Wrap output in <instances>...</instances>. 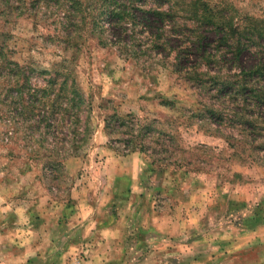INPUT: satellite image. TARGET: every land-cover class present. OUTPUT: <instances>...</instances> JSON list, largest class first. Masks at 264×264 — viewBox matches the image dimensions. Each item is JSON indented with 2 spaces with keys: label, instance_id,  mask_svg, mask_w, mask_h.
Returning a JSON list of instances; mask_svg holds the SVG:
<instances>
[{
  "label": "rangeland",
  "instance_id": "1",
  "mask_svg": "<svg viewBox=\"0 0 264 264\" xmlns=\"http://www.w3.org/2000/svg\"><path fill=\"white\" fill-rule=\"evenodd\" d=\"M12 1L14 12L0 13L7 60L30 66L33 81L42 84L41 71L74 59L92 104V138L78 157L64 159L59 180L51 181L43 169L50 156L45 159V150L25 134L12 135L0 117V264H212L229 254L235 264H261L254 250L264 249V124L244 138L238 127L202 121L204 108L219 104L206 92L210 84L198 88L197 79L213 73L193 51L178 62L184 47L176 40L170 52L144 51L149 29L143 23L131 28L142 41L137 49L119 43L107 24L105 33L88 25L67 51L63 1L42 3L39 10L32 0ZM208 1L264 20V0ZM177 13L184 32L194 33V20ZM4 68L2 75L14 66ZM102 104L122 115L158 118L165 132L177 123L192 165L154 166L144 154L110 149L104 120L112 111ZM231 135L235 146L226 140ZM250 240L262 243L251 249Z\"/></svg>",
  "mask_w": 264,
  "mask_h": 264
},
{
  "label": "trees",
  "instance_id": "2",
  "mask_svg": "<svg viewBox=\"0 0 264 264\" xmlns=\"http://www.w3.org/2000/svg\"><path fill=\"white\" fill-rule=\"evenodd\" d=\"M62 1L66 5L63 9L65 16L60 22L61 26L65 25L60 30L61 40L67 42L64 50L74 49L77 44L72 42L87 32L88 25L99 27L105 33L108 24L118 33L115 39L119 43H127L125 47L132 45L137 49L136 44L145 40L148 47L143 49L151 54L170 52L171 48L177 47L173 46L177 41L184 47L178 49V62L189 56L187 50L193 51L196 60L213 73L207 81L197 79L198 88L206 89L210 84L206 92L213 95L219 104L217 108L205 107L202 121H214L219 127L227 124L238 127L244 138L249 137L248 131L257 133L258 127L264 124L259 122L264 116L262 18H243L242 14L229 10L231 4H226L224 10L211 5L208 0H55L56 4L64 6ZM50 2L32 0L30 5L39 10L42 3L48 6ZM15 4L12 0H0V13L14 12ZM185 5L187 11L183 8ZM177 11L185 12L194 20V33L184 32L177 22ZM139 23L149 29L142 41L131 29ZM132 34L135 40H132ZM4 35L0 33V78L6 77L4 82L0 79V117L8 121L12 135L23 133L25 138L37 142L45 150L43 157L50 158L44 161V172L49 180L57 181L64 170V159L78 157L92 138V104L76 77L74 59L41 71L37 77L42 79V84H36L33 81L34 70L30 66L7 60L8 56L4 54L6 44L1 39ZM6 64L14 66V69L10 70L12 73L2 75ZM214 67L220 71H215ZM224 67H229V70L223 72ZM162 105L170 107L174 104L164 101ZM101 109L112 111L104 120L110 149L125 155L144 154L154 166L192 165L177 123L165 132L160 130L162 123L158 118L122 115L115 108H107L103 104ZM232 138V135L227 137V142L231 144Z\"/></svg>",
  "mask_w": 264,
  "mask_h": 264
},
{
  "label": "crops",
  "instance_id": "3",
  "mask_svg": "<svg viewBox=\"0 0 264 264\" xmlns=\"http://www.w3.org/2000/svg\"><path fill=\"white\" fill-rule=\"evenodd\" d=\"M254 241H252V240H250V243H249V245H250V247H251V249H254L255 247H257V246H260L261 245V241H259V240H257V241H255L256 242V244H254L253 243ZM238 249H241V248H238ZM254 251H256L255 253H256V255H257V257L258 258H260V261L262 262L261 264H264V249H259V248H257V249H255ZM213 260H214V262L212 263V264H235L234 263V261L232 260L233 258H232V255L231 254H229V255H226V257H225V259H224V261H222L221 262V260L219 259L218 260V258L217 257H215V258H212ZM108 262V261H107ZM91 264H107L106 262H104L103 260H102V262H100V261H97L96 263H91ZM135 264H137V263H135ZM138 264H147V263H138ZM194 264H202L201 262H195L194 261ZM238 264H240V263H238Z\"/></svg>",
  "mask_w": 264,
  "mask_h": 264
},
{
  "label": "built area",
  "instance_id": "4",
  "mask_svg": "<svg viewBox=\"0 0 264 264\" xmlns=\"http://www.w3.org/2000/svg\"><path fill=\"white\" fill-rule=\"evenodd\" d=\"M73 264H84L81 260L76 259L74 260Z\"/></svg>",
  "mask_w": 264,
  "mask_h": 264
}]
</instances>
